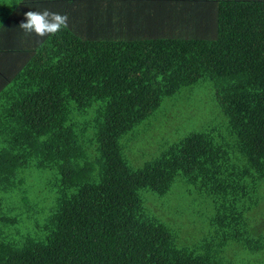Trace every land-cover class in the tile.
I'll list each match as a JSON object with an SVG mask.
<instances>
[{
  "label": "trees",
  "instance_id": "16d2710c",
  "mask_svg": "<svg viewBox=\"0 0 264 264\" xmlns=\"http://www.w3.org/2000/svg\"><path fill=\"white\" fill-rule=\"evenodd\" d=\"M45 9L69 27L25 35ZM205 81L221 126L133 167L129 137ZM181 181L211 210L191 241L159 209ZM0 264H264V0H19L0 21Z\"/></svg>",
  "mask_w": 264,
  "mask_h": 264
},
{
  "label": "rangeland",
  "instance_id": "374dc122",
  "mask_svg": "<svg viewBox=\"0 0 264 264\" xmlns=\"http://www.w3.org/2000/svg\"><path fill=\"white\" fill-rule=\"evenodd\" d=\"M18 1L0 0V21L8 17ZM223 121L208 82L182 88L179 94L165 98L156 113L144 120L135 130L137 133L129 137L127 160L133 167H139L155 155L163 143L176 142L188 133L218 128ZM30 182L37 190L42 179L34 176ZM181 183L172 186L159 209L172 226L178 227V235L188 241L195 237L199 223L211 215V210L208 196L201 195L191 185Z\"/></svg>",
  "mask_w": 264,
  "mask_h": 264
},
{
  "label": "clouds",
  "instance_id": "9594fccd",
  "mask_svg": "<svg viewBox=\"0 0 264 264\" xmlns=\"http://www.w3.org/2000/svg\"><path fill=\"white\" fill-rule=\"evenodd\" d=\"M26 22H21L19 28L23 30L25 35L35 33L38 37L55 36L61 29H67L68 16L55 13L50 10L28 11L25 14ZM41 43V41H38Z\"/></svg>",
  "mask_w": 264,
  "mask_h": 264
}]
</instances>
